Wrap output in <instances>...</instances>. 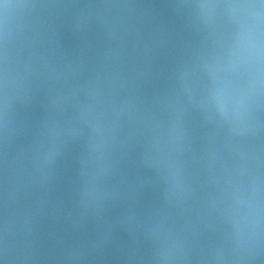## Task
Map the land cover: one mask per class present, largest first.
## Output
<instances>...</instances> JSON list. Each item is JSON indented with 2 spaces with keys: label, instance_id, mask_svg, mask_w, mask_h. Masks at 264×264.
I'll return each instance as SVG.
<instances>
[{
  "label": "water",
  "instance_id": "1",
  "mask_svg": "<svg viewBox=\"0 0 264 264\" xmlns=\"http://www.w3.org/2000/svg\"><path fill=\"white\" fill-rule=\"evenodd\" d=\"M0 264H264V0H0Z\"/></svg>",
  "mask_w": 264,
  "mask_h": 264
}]
</instances>
